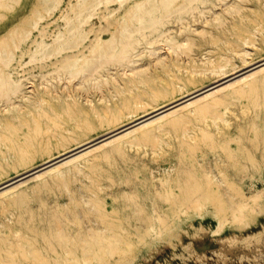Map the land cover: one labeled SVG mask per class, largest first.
Listing matches in <instances>:
<instances>
[{
    "label": "rangeland",
    "instance_id": "rangeland-1",
    "mask_svg": "<svg viewBox=\"0 0 264 264\" xmlns=\"http://www.w3.org/2000/svg\"><path fill=\"white\" fill-rule=\"evenodd\" d=\"M5 1L2 34L33 8L65 2ZM237 2L235 12L203 9L189 29L172 23L180 51L164 40L153 44L160 56L140 45L133 59L142 77L112 66L101 87L58 81L20 109L0 112V182L263 58L264 0ZM252 84L257 93H238ZM263 89L264 71L216 92L221 101L204 115L193 104L181 108L184 125L154 128L157 140L135 138L165 119L125 137L119 151L107 144L73 160L70 190L46 173L1 194L0 264H76L65 243L108 224L122 236L119 248L90 264H264ZM197 184L205 205L175 208ZM20 192L25 201L13 204ZM148 211L162 216L152 233Z\"/></svg>",
    "mask_w": 264,
    "mask_h": 264
},
{
    "label": "bare ground",
    "instance_id": "bare-ground-1",
    "mask_svg": "<svg viewBox=\"0 0 264 264\" xmlns=\"http://www.w3.org/2000/svg\"><path fill=\"white\" fill-rule=\"evenodd\" d=\"M2 5L7 2L0 0ZM215 6L223 8L226 13L239 11L237 0H65L62 5L57 2L33 8L30 15L21 17L18 22H6L5 33H0V112L20 109L24 103L34 101L48 86L55 88L58 81H63L64 86L73 82L101 87L105 80L114 76L112 66H123L124 71H138L133 58L140 45L150 44V52L156 53L160 47L153 44L164 40L170 48L180 51L183 46L172 38L170 25L189 29L186 26L190 18ZM30 16L32 18L25 22V17ZM216 18L221 21L219 16ZM156 54L160 56V53ZM263 71L264 57L0 182V195L46 173L61 181L56 184L58 188L70 190L66 181L68 163L107 144L119 151L125 137L165 119L147 129L143 136L135 138L136 141L157 140L154 128L184 125L186 117L178 115L181 108L193 104L192 110L204 115L221 101L216 92ZM135 75L142 77L144 74L138 71ZM257 91V85L252 84L238 93L255 94ZM261 95L264 99V89ZM206 97L213 102L201 100ZM253 97L257 105V97ZM76 170L78 167H74ZM208 189L213 195L211 184ZM201 191L199 184L193 186L188 197L176 202L175 208L201 209L205 205ZM18 194L12 198L13 204L25 201V193ZM219 210L224 212L226 208L221 204ZM146 216L145 231L152 233L160 225L157 220L162 216L150 211ZM100 230L88 236L71 237L73 240L65 243L76 264H90V257L95 259L100 252L106 255L119 248L122 236L114 225L108 224Z\"/></svg>",
    "mask_w": 264,
    "mask_h": 264
}]
</instances>
